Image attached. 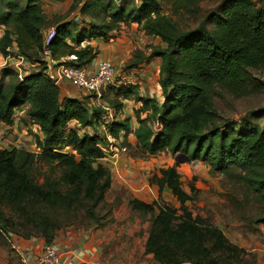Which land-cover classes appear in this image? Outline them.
Returning <instances> with one entry per match:
<instances>
[{
	"label": "trees",
	"instance_id": "obj_1",
	"mask_svg": "<svg viewBox=\"0 0 264 264\" xmlns=\"http://www.w3.org/2000/svg\"><path fill=\"white\" fill-rule=\"evenodd\" d=\"M43 1L0 0L4 29L0 54L6 56L15 45L39 70L22 81L9 69L0 74V123L12 125L13 112L24 109L35 126L36 149L31 154L0 149V234L11 230L24 240L37 237L51 245L64 228L101 226L110 216L109 206L99 214L111 184L110 170L100 163L104 157L99 147L106 143L105 135L68 129L74 121L79 130H95L103 123L98 109L103 108L90 106L86 98L61 100L58 87L43 74L44 32L54 28L47 47L51 60L65 64L63 59L72 58L73 65L82 68L96 59L98 51L88 44L80 47L81 43L95 38L106 41L120 25L130 24L162 44L149 48L148 55L136 54L127 67L136 69L141 62L158 58L162 102L139 98L136 86L108 87L99 101L113 113L108 135L119 140L121 133L126 145L132 134V148L142 157L180 154L213 173H242L249 190L263 204L262 212L250 222V232L264 225V126L237 127L223 119L214 105L220 92L234 97L259 92L251 73L264 71V0H222L203 23L189 30L160 13L164 0H139L137 6L124 0H49L71 2L68 13L78 11L88 28L77 33L74 23L63 24L59 18L49 22ZM167 1L176 11L198 10L197 0ZM106 91L112 99L105 96ZM129 99L141 104L133 111L134 130L126 121L115 120ZM21 155L25 158L19 165ZM152 182L159 192L169 191L180 205L189 200L175 168L160 170ZM127 206L139 216L150 217L144 254L157 264H256L254 255L232 244L206 219L136 199ZM4 210L19 217L24 233L10 228Z\"/></svg>",
	"mask_w": 264,
	"mask_h": 264
},
{
	"label": "rangeland",
	"instance_id": "obj_2",
	"mask_svg": "<svg viewBox=\"0 0 264 264\" xmlns=\"http://www.w3.org/2000/svg\"><path fill=\"white\" fill-rule=\"evenodd\" d=\"M124 1H126V3H132L135 6L139 4V0ZM221 1L222 0H197V12L187 13L182 10L176 11L175 7H173V4L167 0H164L160 2V13L171 16L180 29L189 30L194 29L199 24L203 23L205 18L215 11ZM69 7L70 4L65 2L51 4L45 10L47 12L45 16L48 18L49 22L54 18H59L63 20V24L69 22L74 23L76 25L75 33L80 30L88 29L86 27V23L83 22V20H81L80 16L78 15V11L72 14L68 13ZM121 26L122 25L119 26L118 30H116V35H119ZM109 38H112L113 40L112 34L109 35ZM158 40L142 39V37L137 40L135 37L133 43L137 48L131 53V58H126V61L124 60L123 62L117 64V66L112 65L113 80L115 85L116 80L119 79L117 77H120L123 72L129 70L127 67L131 61H133L135 55L139 53L143 54L142 50H139V46L141 48L146 46L144 48L146 51L147 48L154 47L153 44H157ZM86 42L87 41L81 43L80 47L87 45ZM107 42H110V40L107 39L104 41V43ZM43 59L45 60V56ZM63 61L67 65H73L72 58H65ZM251 74L254 82L260 86L258 93L249 94L243 97H234L225 92H220L219 95L214 98V105L218 114L223 119L229 120L237 127H242L246 124H257L261 127L264 126V71L255 70L252 71ZM76 91L80 93L82 92L78 89ZM105 93V96L108 99H112V95L108 94L107 91ZM79 97L81 99L86 98L87 103H89V99H92L95 102L96 98L93 94L89 93H86L85 97ZM98 109L102 115L101 120L104 121V119L107 118V115H105V111L103 109ZM17 121L18 120L16 118L14 125H18L17 132L15 134L11 132L12 130L9 129L11 128V125L5 126L4 131L0 135V142L7 150L15 149L16 151L28 154L35 153L36 149L32 134L35 133V126H33L31 122L23 120L21 117L19 118V121ZM96 129H98V127H96ZM86 132L88 135H91L90 131ZM121 139L122 144L121 142L120 144L124 147H127H125L126 152L114 160L107 159L109 162H105V164L110 165L108 168L111 170L116 166H113V164L116 163V161H119L121 157L130 159L132 162L129 169L133 171L134 168L135 172L138 173V176L136 179L134 177L130 179L128 178L129 183L127 184L138 187L139 192H141L144 197H153L152 199L154 201L149 200L150 198H148L146 202L147 204L156 203V205L161 206L168 205L177 209L179 214H181L182 210L190 213L192 217L206 219L219 230H221L228 240L236 244H246V242H249V235H255L257 233L260 234L261 232L260 237H262V240H259V246L264 250V225H257L255 226L257 231L250 232V222L256 219V217L262 212L263 204L258 202L257 197L249 190L248 185L243 181L242 173L235 172L228 176L225 174L213 173L206 165L200 162L189 161L180 154L171 155L169 153H160L152 157H142L137 150L135 151V148H132L133 145L128 142L129 134L126 138V145L124 138ZM24 158V155L19 157V165L22 164ZM167 168L176 169L180 176L181 189L189 196V200H187L183 205H180L178 202H176L169 191L164 190L159 192L158 188L152 182L153 177L159 176L160 170ZM43 171L44 169L42 168L41 173ZM36 176L39 178V182H41L42 179L40 176ZM58 177L59 171L56 172L53 178L57 179ZM115 188L117 189V185ZM108 198L112 197L109 196ZM108 206L109 204L106 203V206L102 208V211H100L99 214L103 215L109 209ZM4 214L9 219L10 228L16 227V230H19L20 233H24L23 228L21 227L22 221L14 212L4 210ZM135 215L140 218L142 223L149 224V216L142 217L138 214ZM104 223H106V221H104ZM143 232H145V230H141L137 236H141ZM33 239H37V237H33L31 240ZM18 241L27 240L17 236L11 230H9L7 233L0 234V264H21L19 255L16 252L17 250L19 253H21V251L16 247ZM247 253L254 255L253 257L256 264H264V252L257 254L256 252L247 251ZM248 259L250 260V258Z\"/></svg>",
	"mask_w": 264,
	"mask_h": 264
},
{
	"label": "crops",
	"instance_id": "obj_3",
	"mask_svg": "<svg viewBox=\"0 0 264 264\" xmlns=\"http://www.w3.org/2000/svg\"><path fill=\"white\" fill-rule=\"evenodd\" d=\"M63 2L71 5L70 1ZM56 3L61 2L43 1L41 4L43 13L46 15L47 12L45 10L47 7ZM3 31V27H0V38L3 35ZM112 37L113 40L109 38L110 42L107 43H104L105 40L100 38H95L86 42L88 45L94 46L98 51L96 59L91 64L84 67L88 73L95 70L97 63L100 61H109L112 65L117 66V64L124 60L126 61V58H131V53L137 48L133 43L135 37L137 40H139L140 37H142V39L158 40L157 38L145 36L143 31L136 24L122 25L119 35H116L114 32L112 33ZM153 45L162 46L159 40L157 44ZM144 48L139 46V50H142L144 55H148L150 49L147 48L145 51ZM11 51L13 54L18 53L15 45H13ZM2 58L0 54V63ZM159 68L160 60L158 58L141 62L136 69L123 72L120 77H117L119 79L116 80V84L120 86L129 83L131 86H136L139 98H153L161 103L162 97L158 85V80L160 78ZM30 70L34 71V69ZM1 71L0 68V74ZM8 80V78L5 79L6 82ZM76 90L77 89L71 84H63L62 87L59 88L61 100H80L81 98L79 96H86V93H80ZM88 104L93 107L102 106L104 109L102 103L96 100L94 102L92 99H89ZM122 105V110L116 115L115 120L118 122H128L129 128L134 130L137 124L134 119L133 111L139 108L141 104L129 99L125 100ZM16 111L17 113L13 121L16 118L19 121L21 117L23 120L30 122L24 109ZM4 128L5 125L0 123L1 132L4 131ZM9 129L15 134L18 125L15 126L13 124ZM68 129L78 131L79 134L84 132L88 135L86 131H90L91 135L99 137L104 136L101 127L93 131L90 129L79 130L74 121L69 122ZM121 138L122 135H120L119 138L120 142L122 140ZM128 142L134 145L135 140L132 134H129ZM105 162L109 161L104 158L100 160V163L108 168L110 165L105 164ZM131 162L130 159L121 157L119 161L113 164V166L116 165L113 169L110 170L108 168L111 173V187L104 195V202L105 204H109L111 214L104 225L102 224L101 226L90 228L69 227L57 232L52 245L61 254L60 264H157L151 255L144 254V241L148 231V224L142 223L140 218H138L127 206L130 199H136L146 203L147 199L150 198V196L144 197V195L139 192V188L135 185L127 184L130 178L134 177L136 179L138 176L134 168L133 171L129 169L131 167ZM116 185L117 189L115 188ZM109 196L112 198H108ZM152 198L149 200H153ZM141 230H145V232H143L141 236H137ZM260 236L261 232L260 234L249 235V242H246V244H236L229 241L245 251L261 254L264 250L259 246V240H262ZM44 244L42 239L37 238L30 241H18L16 247L21 251L25 259L32 261L41 252Z\"/></svg>",
	"mask_w": 264,
	"mask_h": 264
},
{
	"label": "built area",
	"instance_id": "obj_4",
	"mask_svg": "<svg viewBox=\"0 0 264 264\" xmlns=\"http://www.w3.org/2000/svg\"><path fill=\"white\" fill-rule=\"evenodd\" d=\"M54 37V28H50L44 33V62L46 63V69L43 74L55 85L60 88L63 84L68 83L73 85L79 91L84 93L93 94L96 101H100L101 93L108 87H120V86H131L129 83L118 86L115 85L113 80L112 64L109 61H100L97 63L95 70L87 72L84 67L79 68L75 65L58 64L56 61L50 59V51L47 49L50 41ZM6 56H2L0 63L1 70L9 69L16 75L17 80L22 81L24 78L34 72H38L36 69L37 64L29 62L26 58L21 56L19 53H12L11 49H8ZM30 69H34L31 71ZM104 110L108 113L107 118L104 119L103 123L99 126L102 129L103 134L106 138V143L101 145V150L104 159H116L121 154L126 152V148L120 144V140L112 139L107 133V127H109L113 121V113L107 107ZM17 111L15 110L12 114V125L15 124L14 116ZM34 126V125H33ZM2 134L0 130V135ZM38 135H40L38 133ZM0 149H6L0 142ZM19 255L21 264H60L61 254L51 244L43 245L41 252L32 260L28 261L22 256V253L16 250Z\"/></svg>",
	"mask_w": 264,
	"mask_h": 264
}]
</instances>
